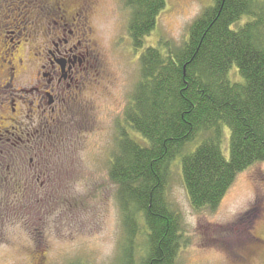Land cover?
<instances>
[{"label": "rangeland", "instance_id": "obj_1", "mask_svg": "<svg viewBox=\"0 0 264 264\" xmlns=\"http://www.w3.org/2000/svg\"><path fill=\"white\" fill-rule=\"evenodd\" d=\"M90 1L98 73L93 72L57 114L51 129L54 142L39 160L45 166L44 176L32 174L31 152H11L12 168L25 172L16 174L13 186H5L9 189L5 203L11 204L0 218V264H116L124 230L109 168L118 126L125 123V109L140 79L141 54L161 42L183 44L192 23L214 4V0H166L155 29L136 49L128 32L130 10L125 0ZM17 2L0 0V6ZM9 37L7 33L6 41L0 42V102L10 84L6 61L29 59L19 69L16 83L30 87L46 60L36 37L25 41L13 36L14 42ZM231 76L239 78L234 69ZM10 113L0 109V127L10 126V118H15ZM225 130L223 150L228 156L230 132ZM238 188L242 193L228 204ZM168 200L182 217L186 241L177 264H264V161L239 173L214 210L193 208L177 162Z\"/></svg>", "mask_w": 264, "mask_h": 264}, {"label": "trees", "instance_id": "obj_2", "mask_svg": "<svg viewBox=\"0 0 264 264\" xmlns=\"http://www.w3.org/2000/svg\"><path fill=\"white\" fill-rule=\"evenodd\" d=\"M125 3L138 49L167 1ZM140 64L109 168L124 230L116 264H177L186 241L168 200L174 164L193 208L214 210L239 173L264 161V0H214L183 44L147 46ZM21 172L0 165V218Z\"/></svg>", "mask_w": 264, "mask_h": 264}, {"label": "flooded vegetation", "instance_id": "obj_3", "mask_svg": "<svg viewBox=\"0 0 264 264\" xmlns=\"http://www.w3.org/2000/svg\"><path fill=\"white\" fill-rule=\"evenodd\" d=\"M70 1L18 0L15 4L0 6V42L6 41L7 33L12 35L10 42L15 41V36L25 41L36 37L37 47H42L46 54L39 79L30 87H17L16 83L19 69L29 59L13 57L6 61L10 64V84L0 109H10L15 118H10L9 127H0V165L3 167L15 163L11 152L24 150L32 154L29 162L30 168L34 166L32 174L44 176L39 160L54 142L51 129L58 121L57 114L63 113L67 100L77 96L76 91H81L91 74L98 73V46L91 36V1L75 0L73 5ZM12 51L17 52L14 48Z\"/></svg>", "mask_w": 264, "mask_h": 264}, {"label": "bare ground", "instance_id": "obj_4", "mask_svg": "<svg viewBox=\"0 0 264 264\" xmlns=\"http://www.w3.org/2000/svg\"><path fill=\"white\" fill-rule=\"evenodd\" d=\"M243 188H238L235 192V194H233L227 201V203L229 204L233 199H235V195L241 194L242 193Z\"/></svg>", "mask_w": 264, "mask_h": 264}]
</instances>
